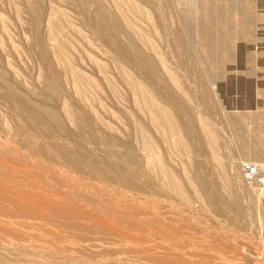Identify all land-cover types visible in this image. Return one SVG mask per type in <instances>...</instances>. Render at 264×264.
<instances>
[{
    "label": "rangeland",
    "instance_id": "obj_1",
    "mask_svg": "<svg viewBox=\"0 0 264 264\" xmlns=\"http://www.w3.org/2000/svg\"><path fill=\"white\" fill-rule=\"evenodd\" d=\"M34 1L0 0V75H6L5 79L0 77V264H264V199L258 192L261 188L255 184L264 180V154L251 142L248 130L234 120L224 89V71L213 72L207 67L195 36V31H199L205 43L214 47L224 39L226 27L245 30V18H255L252 12L245 11L239 0H221L226 20L222 24L212 17L205 0H151L152 4H142L156 24L159 37H154L155 42L190 94L194 112L189 105L184 104L185 107L194 118L207 119L218 127L220 155L230 169L231 189L244 212V218L239 220L194 199L189 210V206L182 205L159 184L153 174L157 165L147 167L150 154L136 140L139 122L153 133L161 144L162 156H166L165 162L177 174L188 160L180 154H166L165 146L171 143L152 128L146 111L136 107L119 73L117 60L94 33L96 23L90 12L96 7L95 2L91 1L88 10H84L77 0H42L40 24L34 28L29 10ZM50 20L57 24L58 43L66 45L64 63L60 62V52L49 36ZM137 20L146 34L153 37L148 21ZM252 63L255 65L252 61L250 67ZM142 70L131 72L145 79ZM73 71L80 75L79 80ZM238 73L242 79L241 71ZM48 77L54 79L60 90L59 99L44 94ZM163 85L167 91L175 90L174 104L182 105L184 97L173 84ZM11 91L24 95L32 103L54 107L60 114L68 102L79 114L84 137L79 141L69 137L77 130L73 124L67 125V135H58L49 125L35 128L31 112L8 103L6 94ZM244 93L250 107L258 113L248 88H244ZM166 105L172 110V105ZM259 120L258 126H264L260 117ZM232 126L236 134L230 129ZM22 136L28 138L27 142L20 140ZM36 136L42 137V142L39 139L40 143L33 146ZM96 138L105 145H97ZM121 142L130 143V149L123 148ZM204 150L197 149L194 155L199 160L204 156L209 160L207 172L199 176L208 177L209 185L218 191L220 184L211 168L212 157ZM68 151L80 157L78 165L69 159ZM124 152L132 154L138 163ZM98 158L106 162L109 174L116 180L109 178V174H94L83 168L96 164ZM61 171L76 180L110 189L115 192L111 196L115 200L123 193L127 205L121 203L123 208L114 199L111 201L101 189L103 195L98 189L92 190L91 195L82 194L79 186L72 185ZM125 177L139 184L129 183L125 187ZM102 199L109 206L103 207ZM94 201L96 207L92 205Z\"/></svg>",
    "mask_w": 264,
    "mask_h": 264
},
{
    "label": "bare ground",
    "instance_id": "obj_2",
    "mask_svg": "<svg viewBox=\"0 0 264 264\" xmlns=\"http://www.w3.org/2000/svg\"><path fill=\"white\" fill-rule=\"evenodd\" d=\"M41 1L42 0H35L34 2L30 3L29 10L34 20V28H37L40 24ZM91 1H94L96 4V7L92 10V12H90V14H92V18L94 19V22L96 23V28L94 33L96 37L99 38L105 44L107 49L110 51L111 55L117 60L119 73L121 74L123 81L130 90V93L132 95L136 107L140 110L146 111V113L150 118V123L152 125V128L155 131L160 132L163 135V139L165 141H169L171 143V146H165L166 149L164 148L166 154H170L171 152L174 153L175 155L180 154V157L188 160L185 167L182 168V171L179 173L181 174V176L178 177L179 174L176 173L173 167L169 166L168 165L169 163L167 164L165 162L166 156L163 157L161 154L162 153L160 147L161 144L153 137V133H151L149 128L144 123L139 122L141 125L138 126L136 140L139 143V145H141L142 148L145 151H147L148 154H150L149 160L147 159L148 160L147 167L153 168L157 165V169H155L156 172L153 174L156 176L157 181H159V184H161L164 191H167L170 193V195L172 194L175 197H177L182 205L184 206L187 205L186 207L189 206V210L191 209L190 207H192L193 204L192 201L194 199L197 200V202L200 203L202 202L201 204L208 203V205L210 204L218 212L225 213L226 215H232V218L233 216L235 219L241 218L244 212L242 213V211L239 208L240 206L238 205L239 198L235 194H233L232 192L233 188L231 189L232 182L229 174L230 169L226 165L224 159L222 158V155H220L221 153L219 150L220 148L219 146L222 142L220 143V138L218 135L219 130H217L218 127L216 128L212 126L210 124V121H208L207 119L194 118L193 116L190 115L189 110L185 107V105L186 106L189 105L191 107V110L194 112V103L192 102L190 94L185 90L184 85L181 83L180 79L176 76V74L172 71L168 62L163 58V54L155 42L156 39H154V37L159 35L158 30L155 27L156 24L154 23V20L151 17L150 12L146 8H144L145 5L144 6L142 5L143 3L144 4L151 3V0H77L78 4L84 10H88V6ZM239 1L244 5L245 11H251L253 16L256 18V19L245 18L244 20L245 30L236 27H230V28L226 27L224 39L222 40L221 43L215 45L214 47H211L205 43V40H203V38L200 37L201 33L199 31H195L196 32L195 36L198 38L199 43L201 44L202 52L205 58L207 59V67H209V69L212 70L213 72H217L219 69H222L224 71V76H223L224 87H225L224 89L226 90V93L229 97L228 106H229V110L231 111L232 115L235 118L234 120H237V123L239 125H242L248 130L249 135L251 137L250 139L251 142L255 146L259 147V150L261 151L260 154H264V126L260 125L261 122L259 120L260 117V119H262V122H264V88L263 89L261 88L264 87V4H263L264 1L263 0L262 1L239 0ZM205 2L210 8L212 17H214L218 22L224 24L226 20L223 14L221 0H205ZM138 18H145L148 21L146 23L151 27L152 32L154 34L153 37H149L146 34V31L141 26V23L138 22L137 20ZM48 29H49V36L54 40V48L60 52L59 60L60 62L64 63L65 60L63 57V51L66 45L64 43H58L57 41L59 40V38H58V33L56 32L57 31L56 22L50 20L48 23ZM181 35L183 36V34ZM122 41H125L126 44L124 43L125 45H123ZM243 43L245 46H243ZM147 51L149 53H147ZM249 59L255 62V65L253 63L251 64L254 67L253 66L250 67L249 63L252 61L251 60L249 61ZM140 68L144 69V71L142 70L141 72H144L145 79H140L135 75V73L131 72V71L134 72L140 71ZM237 69L238 71L239 70L241 71L242 75L240 76L243 77L242 79H240L241 77L239 78V73ZM73 74L77 80L80 79V75L76 71H73ZM0 77L2 79H5L6 75L1 74ZM147 78L150 81H153L157 85V87H153L152 85H150L148 83ZM167 82L172 83L174 88L183 95L184 98L183 99L181 98L182 105L176 106L174 104L175 96L177 95V93L175 92L174 89L167 91L164 88L163 83H167ZM244 88H248L249 95L253 97L255 103L254 106L257 107L256 109H258V113H255L253 109L250 107L247 101L248 96H246L244 93ZM43 91L44 94L49 96L50 98L52 97L53 99H59L61 97V92L60 90H58L54 79L51 77H48V80L44 82ZM6 99L8 100V103L20 107L25 111L31 112L35 117V124H34L35 128L36 125L38 126L49 125L54 131L57 132L58 135H67L68 134L67 125L73 124L74 126H76L77 130L75 133L69 134V137L79 141L85 135L80 125L79 114L71 107V105L68 102L64 103L63 105L64 111L62 114H60L59 112L56 111L54 107H48V106L32 103L30 100L27 99V97H25L24 95H20L15 91H11L8 94H6ZM166 104L172 105L171 106L172 110ZM257 122H260L259 123L260 126H258ZM233 128L235 127L234 126H232V128L230 127L232 132L233 130H235ZM234 134H236V132ZM50 137L53 138L52 134H50ZM41 138L42 137L38 138L37 140L35 139L32 145L37 146L40 143V141L42 142ZM39 139L41 140L39 141ZM20 140L23 142H27L26 140H28V138L25 139L22 136ZM95 142L99 146L105 145V142H103L99 138H96ZM120 144L123 148L125 147L126 149H130V143L121 142ZM28 146H30V144H28ZM197 149H201V150L206 149V151L211 155L212 157L211 160L213 164V167L211 168L214 169L215 179L220 184V189L218 191L216 190L215 187L214 190L211 184L209 185L210 180L209 181L207 180L208 177L202 179L199 176L200 174H203L205 171L207 172V169L205 170V167L208 166L207 162L209 160L207 161L206 160L207 158L205 159V156L203 160H199L195 158L194 156L195 150ZM124 155L128 156L130 159H134L136 161V164L138 163L137 159L129 152H124ZM67 156L72 162H74L77 165L79 164L78 160L80 157L75 155L73 152L68 151ZM146 158H148V155H146ZM146 158H144L145 161ZM115 166L122 168L120 164H115ZM83 168L88 170V172L94 174H102L103 176H105V174H109L108 165L101 158L97 159L96 164L92 166L87 165L84 166ZM61 172L64 173L63 177H68L69 179L68 178L66 179L74 183L72 185L76 184L79 186L76 187L79 188L78 191H81L82 194H86V193L94 194L92 190L96 191V189H98L97 192H100L99 189H101L103 193L105 192L107 193V196L109 194L108 198L111 201L112 199L115 200V198L111 197L115 194V192H112L110 189L103 187L101 185H100L101 187H99L95 183L91 184L86 180H82V179L76 180L71 175H66L68 173L64 171ZM58 173H60V171ZM107 176H109V178H113L116 180L115 176H112L110 174ZM146 176L147 174H145V177ZM123 181L125 187H127L129 183L132 185H136V183H138L137 181L129 177H125ZM147 182L145 183L147 184ZM68 184L66 185L69 186ZM255 184L257 188L259 187L261 188V191L258 192L259 195L262 196L264 199V180L262 179L257 180ZM76 187H74V189ZM117 193L116 196L118 195ZM69 194L70 193L66 195ZM120 194H121L120 196L122 197L123 193ZM104 196L106 200L107 199L106 195ZM87 197L89 198V196ZM121 197H116L117 198L115 200L116 204L120 203L118 205H121L122 203L123 205L127 203L124 194H123L124 198L122 197L121 199ZM100 198H102V196ZM100 200L99 201L96 200V201L99 203ZM103 201L104 199H102V206L106 204L103 203ZM94 203L92 205H95L96 207L97 204ZM112 204L115 205L114 203ZM107 205L108 204H106V206ZM98 206L101 205L98 204ZM179 209H181V207ZM118 211L121 210L118 209ZM116 213L118 214L117 210ZM152 213L150 214L152 215ZM171 214L173 215V213ZM188 214L189 213H187V215ZM113 216L115 215L113 214ZM119 217L121 216L119 215ZM196 221L197 220H194L193 222Z\"/></svg>",
    "mask_w": 264,
    "mask_h": 264
}]
</instances>
